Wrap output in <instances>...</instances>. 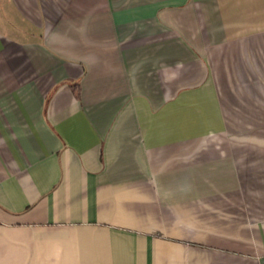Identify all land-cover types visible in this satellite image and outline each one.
I'll list each match as a JSON object with an SVG mask.
<instances>
[{
    "label": "crops",
    "instance_id": "0c3cea01",
    "mask_svg": "<svg viewBox=\"0 0 264 264\" xmlns=\"http://www.w3.org/2000/svg\"><path fill=\"white\" fill-rule=\"evenodd\" d=\"M0 264H264V0H0Z\"/></svg>",
    "mask_w": 264,
    "mask_h": 264
},
{
    "label": "rangeland",
    "instance_id": "374dc122",
    "mask_svg": "<svg viewBox=\"0 0 264 264\" xmlns=\"http://www.w3.org/2000/svg\"><path fill=\"white\" fill-rule=\"evenodd\" d=\"M253 123L250 119H230V130L233 131L236 134H239L241 132V135H238L242 138L243 143H249L250 142V126Z\"/></svg>",
    "mask_w": 264,
    "mask_h": 264
}]
</instances>
